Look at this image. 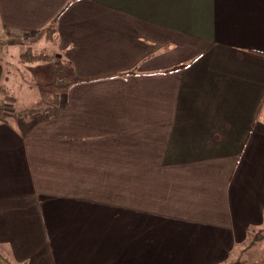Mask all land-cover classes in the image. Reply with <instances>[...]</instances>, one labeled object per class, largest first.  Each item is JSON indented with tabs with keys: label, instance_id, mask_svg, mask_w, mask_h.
<instances>
[{
	"label": "crops",
	"instance_id": "0c3cea01",
	"mask_svg": "<svg viewBox=\"0 0 264 264\" xmlns=\"http://www.w3.org/2000/svg\"><path fill=\"white\" fill-rule=\"evenodd\" d=\"M0 36V264H264V0H0ZM25 46L64 89L15 97Z\"/></svg>",
	"mask_w": 264,
	"mask_h": 264
},
{
	"label": "rangeland",
	"instance_id": "374dc122",
	"mask_svg": "<svg viewBox=\"0 0 264 264\" xmlns=\"http://www.w3.org/2000/svg\"><path fill=\"white\" fill-rule=\"evenodd\" d=\"M40 36L41 35L30 36V37H27V38L25 37V39H23V40H21L22 39L21 38V39H19L20 41L16 40V41H13V42H22L23 41V43H28V45H29V42L31 43V42H34V41L38 40ZM43 36H45V34ZM1 39L5 40L4 37L2 38L0 36V40ZM7 42H9V41H6V40L3 41L2 40V42L0 41V45L2 46L4 43H7ZM17 49H19V48H17ZM20 50H21V48H20ZM21 51L22 52H26L28 54V56H25L24 58H22V60H21L22 61V65H19V64L15 63V61L16 62L19 61V63H20L19 53ZM21 51L20 52H15V53H12V54L10 52V53L7 54V56H11L10 59H9L10 64H7V67H6L7 70H8L7 75L9 76V79H8V81H9L8 86L9 87H8V89H10L11 91H13V93H15V97L17 99H19L21 97L20 92H21V90H23V86L24 85H31V86L35 85L37 87L41 86L42 89L48 90V92L51 90V93H52V91L54 93L55 92L58 93L59 91H55L54 90L55 85H58V84H60V83H62L64 81H67V82L70 81L69 71L66 70V69H69V68H67L66 64L65 65H61L62 72L58 73V75H56L55 68H54V72L51 70V65H52L51 62H44V61L41 62V60H43L45 58L44 56L37 55L38 52L32 51L31 49H29L26 46L24 47V51H23V49ZM34 54L36 56H34ZM41 55H42V53H41ZM3 58H2V55H1V48H0V63L2 62ZM33 58H38V60L40 62L39 65H41L40 68L31 69L30 65H26L25 64L27 62L34 63V61H32ZM55 58L56 57L54 55L53 59H52V63L54 65L56 63H59V62L61 63L62 62V60L57 61ZM8 81H6V82H8ZM3 88H5V85L3 86L2 81L0 79V89H1L2 94H4V91H5V90L3 91ZM24 95H25V93L22 94V99L24 98ZM2 96H3V99H0V101H2V104L4 105V109H5V112H6V107H5V100H6L5 97H7L6 92ZM9 97H10V94H8V98ZM5 116L7 117V113H5ZM244 255L243 254H239L237 256V259H240L241 256L243 257Z\"/></svg>",
	"mask_w": 264,
	"mask_h": 264
},
{
	"label": "trees",
	"instance_id": "16d2710c",
	"mask_svg": "<svg viewBox=\"0 0 264 264\" xmlns=\"http://www.w3.org/2000/svg\"><path fill=\"white\" fill-rule=\"evenodd\" d=\"M76 1V0H74ZM48 31L50 30H47L44 32V34H46ZM42 32V31H41ZM12 43H16V42H13ZM38 58H33L32 61H37ZM61 65H63L62 63H56L55 64V71H56V75H58V73H61L62 72V67ZM186 65H181V66H178V67H175V69H182V68H185ZM2 74H3V66L2 64L0 63V79L2 77ZM62 82V81H61ZM68 82L67 81H64L58 85H55L54 87V90L55 91H60L62 89L65 88V85L67 84ZM0 93H1V89H0ZM58 97L59 95L58 94H55L53 99H54V102H55V105L53 107V111L55 112L56 111V108H57V104H58ZM264 110V107H262L260 113H259V116L262 115V112ZM38 111V110H37ZM36 110H30L29 113H31L30 115L34 114L35 112H37ZM7 118L5 116V109H4V105L2 104V101H0V122H6ZM262 237H264V230H259L257 231L256 233H254V235L252 236L251 238V241L247 244V247H251L253 246L257 241H259Z\"/></svg>",
	"mask_w": 264,
	"mask_h": 264
}]
</instances>
